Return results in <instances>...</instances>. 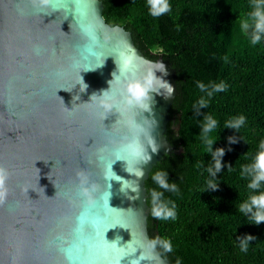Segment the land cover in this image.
<instances>
[{"label":"water","instance_id":"obj_1","mask_svg":"<svg viewBox=\"0 0 264 264\" xmlns=\"http://www.w3.org/2000/svg\"><path fill=\"white\" fill-rule=\"evenodd\" d=\"M150 72L137 100L128 85ZM178 94L171 62L109 25L102 0H0V264H171L149 234L146 182L183 151L167 137ZM101 213L118 221L98 225L110 259L82 260Z\"/></svg>","mask_w":264,"mask_h":264},{"label":"trees","instance_id":"obj_2","mask_svg":"<svg viewBox=\"0 0 264 264\" xmlns=\"http://www.w3.org/2000/svg\"><path fill=\"white\" fill-rule=\"evenodd\" d=\"M102 2L109 25L123 26L147 58H163L177 70L176 120L167 137L183 151L165 155L146 182L153 242L171 264H264V223L239 211L264 193V181L249 187L253 176L246 171L264 142V33L252 42V13L258 5L264 11V0H167L168 11L158 16L150 14L148 0ZM241 116L239 128L227 127ZM207 117L216 121L207 133L211 146L202 132ZM219 149L222 167L213 176L208 169L215 171ZM158 174L169 188L154 179ZM161 207L174 215L155 216Z\"/></svg>","mask_w":264,"mask_h":264},{"label":"clouds","instance_id":"obj_3","mask_svg":"<svg viewBox=\"0 0 264 264\" xmlns=\"http://www.w3.org/2000/svg\"><path fill=\"white\" fill-rule=\"evenodd\" d=\"M149 3V10L150 14L153 16H158L169 9V5L167 0H148ZM254 18L256 19L255 23V35L253 36V43H256L260 39V33H264V11L260 9V6L258 5L256 10L252 13ZM244 27L246 28L247 25L245 24ZM153 85V74L150 72L148 74L147 80L145 83L141 82H132L128 85V92L131 94L132 97L139 100L142 98L146 91L151 88ZM201 90H203L204 86L201 84L199 85ZM162 87H167L168 91L171 92V86L169 84L162 85ZM223 89V85H219L215 88V91H221ZM211 95V92L209 93ZM129 103H131V100H129ZM204 101H201V105L203 106ZM244 122V117H239L238 119L230 122L227 127L229 128H239ZM216 126V121L212 119L211 117H207L206 121L203 125L202 132L204 133L205 142L208 145H212L213 141L207 138V133L212 131ZM261 151L258 152L255 163L249 168L246 169L252 176L253 179L251 183L249 184L250 188H257L260 184V182L264 181V142H261L260 144ZM224 152L223 149H219L213 152V159H214V168L215 171L212 170V168H209L208 171L214 176L216 172H219L222 164H221V157L223 156ZM216 157H219L220 159H216ZM8 177L7 169H4L0 167V196H3L6 194V188L5 183ZM154 179L159 183V185L162 188H169V185L165 182L162 175H157L154 177ZM209 186L212 189H215L216 186L212 184V182H209ZM172 189H175V186H172ZM85 194L87 193V189L84 190ZM255 209V211H253ZM239 211L243 213H252V219L254 220L255 224L264 223V193H261L258 196H252L250 197L249 201L242 204L239 208ZM162 214H164L165 218L169 216H173L174 213L170 210H167L166 208L161 207L160 209L156 210L154 212V215L157 217H160ZM252 237L248 236L242 241V250H247V241L250 240Z\"/></svg>","mask_w":264,"mask_h":264},{"label":"snow or ice","instance_id":"obj_4","mask_svg":"<svg viewBox=\"0 0 264 264\" xmlns=\"http://www.w3.org/2000/svg\"><path fill=\"white\" fill-rule=\"evenodd\" d=\"M106 210V206H105ZM101 217L104 222V227H109L113 223H117L118 221H114L111 215H105L103 213L94 216L90 221L91 232L88 235L89 247L87 249V255L79 257L85 261H108L111 256V250L113 249V245H110L103 238V229L99 228L98 225L100 223Z\"/></svg>","mask_w":264,"mask_h":264}]
</instances>
